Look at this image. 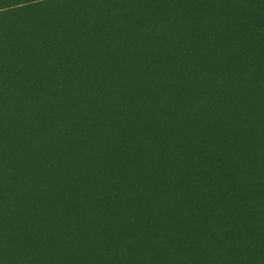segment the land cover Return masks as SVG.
Here are the masks:
<instances>
[{
  "label": "trees",
  "instance_id": "16d2710c",
  "mask_svg": "<svg viewBox=\"0 0 264 264\" xmlns=\"http://www.w3.org/2000/svg\"><path fill=\"white\" fill-rule=\"evenodd\" d=\"M263 111L264 0H0V262L264 264Z\"/></svg>",
  "mask_w": 264,
  "mask_h": 264
},
{
  "label": "rangeland",
  "instance_id": "374dc122",
  "mask_svg": "<svg viewBox=\"0 0 264 264\" xmlns=\"http://www.w3.org/2000/svg\"><path fill=\"white\" fill-rule=\"evenodd\" d=\"M27 35L28 36H32V27H29V30L27 31ZM32 58V57H31ZM30 58V59H31ZM31 67H30V69L32 70V64L30 65ZM247 94V95H246ZM245 95H246V97H249L248 99L250 100V101H253V98H252V96H258V95H260V94H252V95H250L249 93H246ZM244 95V96H245ZM263 114H264V111L262 112ZM257 115H260L259 113H254V114H252V116L251 115H247V118L250 120V121H253L252 123H254V124H256V126L259 124V122H258V117H257ZM255 126V127H256Z\"/></svg>",
  "mask_w": 264,
  "mask_h": 264
},
{
  "label": "clouds",
  "instance_id": "9594fccd",
  "mask_svg": "<svg viewBox=\"0 0 264 264\" xmlns=\"http://www.w3.org/2000/svg\"><path fill=\"white\" fill-rule=\"evenodd\" d=\"M17 245H13V247H16ZM0 264H6V261L0 262Z\"/></svg>",
  "mask_w": 264,
  "mask_h": 264
}]
</instances>
